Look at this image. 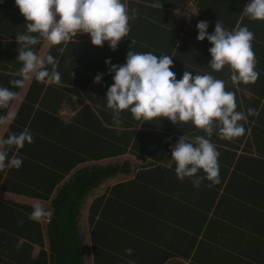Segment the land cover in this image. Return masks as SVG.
<instances>
[{
	"label": "trees",
	"instance_id": "trees-1",
	"mask_svg": "<svg viewBox=\"0 0 264 264\" xmlns=\"http://www.w3.org/2000/svg\"><path fill=\"white\" fill-rule=\"evenodd\" d=\"M191 1L196 15L186 24L181 11ZM248 3L129 0L135 18L128 39L116 50L107 46L108 52L104 44L88 47L83 33L50 45L44 56L56 58L60 83L33 79L18 102L21 87L10 81L21 79L22 45L0 36V87L16 93L0 107V139L27 131L34 140L8 148L9 159L23 164L0 171V189L21 197L0 195V264H264V20L245 14ZM17 9L15 0L0 7L2 30L8 21L14 34L21 29ZM201 20L209 34L216 21L229 31L247 26L254 33V83L233 84L229 66L219 72L210 67L212 44L197 40ZM178 39L191 55L176 48L185 52L183 63L176 62V79L189 71L223 80L236 94V111L246 116L239 122L243 135L221 138L216 122L208 137L191 122H143L127 110L117 130L106 102L115 73L104 60L123 65L128 51L168 55ZM100 71L102 80L94 83ZM64 108L74 113L63 114ZM182 136L189 142L203 136L216 146L219 183L204 179L195 187L194 177L177 178L171 151ZM117 176L127 177L110 184ZM25 197L48 204L49 219H31L36 203Z\"/></svg>",
	"mask_w": 264,
	"mask_h": 264
},
{
	"label": "clouds",
	"instance_id": "clouds-1",
	"mask_svg": "<svg viewBox=\"0 0 264 264\" xmlns=\"http://www.w3.org/2000/svg\"><path fill=\"white\" fill-rule=\"evenodd\" d=\"M15 4L25 17L27 31L16 36L22 45L17 57L22 67L18 73L21 79L10 81L14 87H23L25 81L32 78L38 82L60 83L56 58L50 54L37 55L31 47L39 43L41 37L50 45H60L71 41L77 34L87 33L94 46L102 47L107 41L109 47L116 50L121 39L129 35L130 21L135 18V11L130 14L124 0H15ZM244 12L253 20H264V0H250ZM196 27L197 40L207 38L212 44L209 65L213 70L219 72L229 66L233 72V84L254 83L258 79L257 60L252 48L255 35L247 26L229 31L216 21L212 34L207 32V21H199ZM105 64L110 65L109 73H115L114 83L107 89L106 102L113 112L118 131L122 125L121 113L127 110L134 119L143 122L160 117L173 124L191 122L204 130L208 137L212 135L216 122L221 125V138L231 140L245 132L239 122L246 120V116L236 111L235 92L227 91L225 82L211 74L192 75L185 71L177 80L176 73L171 70V57H157L152 52L128 51L125 64H112L110 58ZM48 65L52 66L51 71ZM102 75L98 73L93 82L100 83ZM15 96L16 93L9 88L0 87V107H7ZM248 114L258 115V112L249 109ZM25 142H34L30 132L13 133L0 139V171L22 166L21 158L9 159L8 148H22ZM171 157L176 164V176L181 181L185 177H194L192 183L195 187H199L204 179L213 184L220 182L219 152L210 139L197 136L189 142L182 136L172 146ZM201 170L205 176L197 175ZM32 207L31 219L39 221L47 215L43 205L37 203ZM125 252L131 255L132 249H125Z\"/></svg>",
	"mask_w": 264,
	"mask_h": 264
},
{
	"label": "crops",
	"instance_id": "crops-1",
	"mask_svg": "<svg viewBox=\"0 0 264 264\" xmlns=\"http://www.w3.org/2000/svg\"><path fill=\"white\" fill-rule=\"evenodd\" d=\"M7 2H8V0H1L0 1V7H3V6H6L7 5ZM125 3L128 5V10H129V0H125ZM184 9H189L191 12H192V14L190 13L189 14V19L188 18H186L182 13V11L184 10ZM18 10V12H19V15H20V17H21V19H20V21H21V23L18 25V26H20L21 27V29L23 28V30H21V29H18L17 28V30H16V34H14L13 32H12V27H11V25H12V23H11V21H8V22H6L5 24H4V27H5V29L4 30H2L1 28H0V36H3L5 39H8V40H17L16 39V36L17 35H19V34H22V33H26V31H27V28H26V20H25V17L21 14V12H20V10L19 9H17ZM182 11H181V15L183 16V21H185V22H187L186 24H192L193 23V18H194V16L196 15V7H195V5H194V3H192V1L191 2H188V3H186L185 4V6L183 7V9H182ZM129 13H130V10H129ZM130 23H131V21H130ZM3 25V21L2 22H0V25ZM32 35H38V34H36V33H32ZM6 36L8 37V38H6ZM130 36V34L128 35V36H126V37H123L122 39H121V41H124V40H126V39H128V37ZM0 39L1 40H4L3 38H1L0 37ZM81 40H84V41H87V43L89 44L88 45V47H93L94 45L91 43V38H90V35L89 34H87V33H83V35L81 36V38H80ZM181 39V38H180ZM180 39H178L177 41H176V43H175V45H174V52H171L170 54H168L170 57H171V59L173 60V66L171 67V70L172 71H174V72H176V71H180V69L181 68H179V69H177L176 68V62L178 63H183V62H181V59L184 61V57H185V52L184 51H180V50H178V49H176L178 46L179 47H185V50H186V54H187V56H189V55H191V53H190V51H189V45L188 46H185V45H183L182 43H181V40ZM75 41H80V40H75ZM120 41V42H121ZM143 42H145V41H143ZM143 45H145V44H142L141 46H143ZM49 46H50V44H49V42L48 41H46L44 38H40V42L39 43H37L36 45H33L32 46V48H33V50H34V52L37 54V55H40V56H44V54H45V52L48 50V48H49ZM104 46L106 47V51L108 52V50H107V46L109 47V44H108V42L107 41H105L104 42ZM94 47H96V46H94ZM145 46H143V48H144ZM157 48H154V50H156ZM178 54V55H177ZM156 56H158V55H156ZM106 59V58H105ZM104 62H105V60H104ZM106 67L105 66H103L102 67V71L104 72ZM102 71H100L99 73H101ZM34 78H32V79H29V80H26L25 81V83H24V86L23 87H21V94L18 96V99H17V101L16 102H18L19 100H21L22 98H23V96H24V94H25V92H26V90L28 89V87L31 85V82H32V80H33ZM63 113H74L73 111H69L68 109H66V108H64L63 109Z\"/></svg>",
	"mask_w": 264,
	"mask_h": 264
},
{
	"label": "rangeland",
	"instance_id": "rangeland-1",
	"mask_svg": "<svg viewBox=\"0 0 264 264\" xmlns=\"http://www.w3.org/2000/svg\"><path fill=\"white\" fill-rule=\"evenodd\" d=\"M183 13V15L186 17V18H188L189 19V14L191 13L192 14V12L189 10V9H184L183 11H182ZM64 112V111H63ZM63 114H65V113H63ZM67 115L68 114H70L69 112L68 113H66ZM126 156H127V154H126ZM127 176H117V177H114L113 179H111V180H109V183L110 184H112V183H114L115 181H119V180H121V179H125ZM109 184V185H110ZM105 188H103V189H101V191L102 190H104ZM7 195V196H11V197H14V198H21L18 194H15V193H9V192H7V191H4V190H1L0 189V195ZM25 199L26 200H28V201H33L34 203H39V204H41V205H43L45 208H46V210H47V212H48V210L50 209V207H49V205L48 204H46V203H44V201H40V200H32V199H30V198H27V197H25ZM44 219V218H43Z\"/></svg>",
	"mask_w": 264,
	"mask_h": 264
},
{
	"label": "built area",
	"instance_id": "built-area-1",
	"mask_svg": "<svg viewBox=\"0 0 264 264\" xmlns=\"http://www.w3.org/2000/svg\"><path fill=\"white\" fill-rule=\"evenodd\" d=\"M1 1V0H0ZM59 17H57V19H58ZM50 213H51V208L48 210V212H47V215L44 217L45 219H49V215H50Z\"/></svg>",
	"mask_w": 264,
	"mask_h": 264
}]
</instances>
